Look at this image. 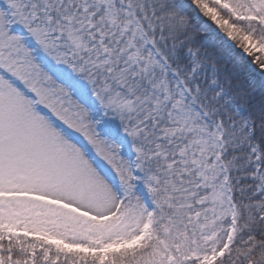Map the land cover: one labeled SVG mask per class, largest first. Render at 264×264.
<instances>
[{"label": "snow or ice", "instance_id": "obj_1", "mask_svg": "<svg viewBox=\"0 0 264 264\" xmlns=\"http://www.w3.org/2000/svg\"><path fill=\"white\" fill-rule=\"evenodd\" d=\"M0 264H264V0H0Z\"/></svg>", "mask_w": 264, "mask_h": 264}]
</instances>
